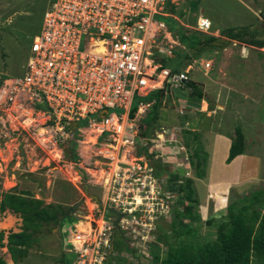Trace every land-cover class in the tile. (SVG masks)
I'll use <instances>...</instances> for the list:
<instances>
[{
  "label": "rangeland",
  "instance_id": "1",
  "mask_svg": "<svg viewBox=\"0 0 264 264\" xmlns=\"http://www.w3.org/2000/svg\"><path fill=\"white\" fill-rule=\"evenodd\" d=\"M51 1L0 0V77L2 80L23 75L32 43L41 30L45 10ZM173 3L174 11L171 12L170 4L168 10L176 19L172 16L165 18L168 30L165 36L158 41L159 49L164 52L158 55L166 59L171 67L177 65L181 69L189 70L190 80L197 84V90L205 92L207 98H212V100L209 99L210 104L213 101L224 103L225 110L221 111V107H218L222 113L221 120H223L221 131L235 135L237 127H240L246 139L245 154L260 157L262 174L256 177L253 174L249 175V179L244 182L245 184L249 183L250 187L243 190L245 192L235 188L236 186L231 187V198L256 189H264V46L257 47L236 40L230 41L221 35V31L228 27L249 26L253 28L258 26L263 30L261 37L264 38L262 22L264 0H175ZM201 14L212 21L213 26L208 32H201L196 28L197 20ZM178 27L182 28L184 33L179 32ZM194 34L201 38H204L205 35H212L218 39H225L228 44L223 48L203 45L202 53L196 56L195 50L181 41L183 35ZM217 44H221V41H218ZM211 60L214 61L212 68H204V64ZM184 89L186 93L190 92L187 87ZM163 90L165 92L160 107L163 119L158 118L160 127L155 128L154 131L151 128L147 129L151 132L150 135L149 132H146L145 135L155 140V143L149 140V144H147V150L152 151L147 154L148 158L158 159L159 162L165 163L167 154L162 148L163 145L165 148L175 146L178 151V146L183 143L184 132L187 133L189 129L175 130L181 143H178V140L170 143L164 142L162 128L177 126L183 116H190V114L186 111L185 102L179 101L185 98L184 93H180L181 90L173 85L167 86ZM155 95L157 94L155 93ZM188 96L191 97V94ZM137 100L139 98H136L134 102L136 103ZM148 109H150L149 106L146 111L141 112L140 116L145 117L149 112ZM31 116V114L26 115V112H20L14 123L21 130L23 126L28 128L31 125ZM193 133H195L194 136L188 134L190 138L185 141L189 143L188 148L181 149L182 151L177 154V160L166 162L168 169H156L155 171V174L157 171H160V174H156L159 183L152 193L154 197L152 201L155 202L153 225L146 227L140 233L139 230L130 233L133 231L134 225L126 223L128 235L125 237L123 236L125 233L121 234L120 232L122 227L119 218L122 216L116 219L115 225L118 230L115 234L116 240L121 238L132 245L127 248L131 251L124 250L126 248L121 249L120 252L117 250L120 255L128 253L124 256L127 257V264H160L155 260L153 253L159 252L161 257H166L171 246L178 247L185 240L190 242L193 239L196 243H203L216 238L217 228L214 225L206 224V221L221 219L227 214L226 208L229 204L227 198L224 199L225 203L222 206L218 205V201L214 199L215 202L212 206L210 205V214L208 213L209 208H206V215L202 212V202L185 201L184 205L188 204L196 208L201 217V220L189 223L196 230V235L193 237L189 235L187 238L182 236L185 240L178 241L173 233L174 211L172 209L174 207L183 208L178 202L181 196L174 191L173 186L185 184L184 181L187 177L192 178L191 175H186L189 169L188 162L196 164L205 158L202 161V168L205 170L203 178L208 177L209 156L204 150L205 141H202L200 132ZM196 133L199 134L198 143L194 140ZM79 139H83L85 142L70 144L69 149L64 147L62 159L55 158L54 146L50 142V137L45 140H31L29 145H26L23 139L1 143L0 201L3 192L9 190L29 191L36 198L43 199L46 204H61L65 209H68L67 214L70 215V219L67 217V220H74L73 216L77 212L88 214L91 209L96 207L103 210L105 190L101 182V175L97 173V169L102 165L99 161L102 159L96 157L95 154L99 152L100 148L105 149V144L102 141L94 144L96 135L89 133L80 136ZM160 144L161 146H158ZM196 148H198L199 157L196 155ZM130 153L133 157L134 151L131 150ZM69 154L72 155L69 156ZM153 161L149 162L151 166H153ZM241 168L242 165L233 168L235 175ZM193 183L196 185L195 180ZM204 192L198 194L196 190V197L200 198ZM81 200L83 203L78 207L76 213L71 214L70 209ZM205 200H207L206 195L204 196ZM218 209H221L220 212H217ZM127 218L129 219L130 216L128 215ZM22 224V218L19 215L9 210L0 211L1 230L9 231L15 228L19 230ZM61 226L60 222L57 225L44 226L36 235L37 240L29 250V256L15 264H62V258L69 253L64 250ZM113 248L118 249L114 245ZM0 255L10 259L6 247H0ZM66 262L75 264V256L68 255ZM119 262L120 256L118 257ZM11 264L14 263L11 261Z\"/></svg>",
  "mask_w": 264,
  "mask_h": 264
},
{
  "label": "built area",
  "instance_id": "2",
  "mask_svg": "<svg viewBox=\"0 0 264 264\" xmlns=\"http://www.w3.org/2000/svg\"><path fill=\"white\" fill-rule=\"evenodd\" d=\"M173 2L52 0L23 75L0 77V144L23 139L29 145L50 137L58 159L64 147L85 142L79 137L88 133L96 135L94 144H105L95 154L102 159L97 173L105 190L103 210L77 212L74 220L62 222L63 245L75 264H109L119 257L113 248L119 216L110 209L122 214L125 237L126 223L134 225L130 233H140L155 221L152 193L159 181L147 155L149 140H155L143 135L131 112L136 98L167 86L180 88L190 80L189 70L164 66L158 55L164 52L158 41L168 30L164 20L176 19L168 10ZM196 28L208 32L212 21L201 14ZM213 65L211 60L204 68ZM20 112L32 115L23 131L14 123ZM172 135L164 129V142ZM121 255L125 260L128 253Z\"/></svg>",
  "mask_w": 264,
  "mask_h": 264
},
{
  "label": "trees",
  "instance_id": "3",
  "mask_svg": "<svg viewBox=\"0 0 264 264\" xmlns=\"http://www.w3.org/2000/svg\"><path fill=\"white\" fill-rule=\"evenodd\" d=\"M174 6V4H170L171 12L174 11ZM262 15L264 24V11ZM181 29L178 27L179 32H182ZM262 31L258 26L253 28L249 26L228 27L221 31V35L227 37L230 41L236 40L249 45L263 47L264 38L261 37ZM181 41L189 48L194 49L196 56L202 53L203 45L223 48L228 44L225 39H218L212 35H205L204 38L195 34L183 35ZM218 41H221V44H217ZM163 64L164 66H169L166 59L163 60ZM172 68L174 70L181 69L177 65L172 66ZM189 82L191 84L190 88L193 90L192 94L195 92L197 99L202 100L204 93L201 90H197V84L194 81ZM185 87L187 86L185 85ZM163 89L139 98L134 104L132 115L135 114L141 101L148 103L155 98L151 111L144 120L148 129L152 128L158 121V110L161 107L165 92ZM194 140L198 143V136H195ZM245 141L244 132L240 127H237L236 134L232 138L227 163L232 162L238 155L246 152ZM71 155L69 154V156ZM196 155L199 157L198 148H196ZM204 159L199 160L196 164L192 163L196 168L197 177H203L205 174V170L202 168ZM157 174H160V171H157ZM175 178L177 179V176ZM184 183L179 186H173L174 191L180 194L181 197L178 202L183 206V208L174 207L172 209L174 211L172 219L173 233L178 241H182V236L187 238L189 235H191L190 237L196 235V230L189 223L201 220L196 208L188 204L184 205L185 201L199 202L196 197L193 179L186 178ZM6 210L19 215L23 222L21 231H9L7 245L4 243L6 233L4 230H0V247H8L15 263H19L28 256L29 250L37 240L36 235L44 226L57 225L61 219L62 222L68 218L70 219V215L67 214L68 209H65L61 204H46L43 199L36 198L29 191L16 192L11 190L3 192L0 201V211L5 212ZM206 224L214 225L217 228V236L214 240L196 243L193 239L190 242H186L183 239L185 242L182 245L178 247L171 246L168 249L166 257H161L159 252L153 253L155 260L159 261L160 264H264V189H256L234 198L230 196L227 214L221 219H209ZM114 246L118 248L115 250L119 252L123 248L131 251L127 249L129 244L121 238L114 242ZM68 255L62 258V264H67L66 258ZM119 256V263L118 257H115V262L111 263L110 261L109 264H127V259L124 260L120 254ZM0 264H8L1 255Z\"/></svg>",
  "mask_w": 264,
  "mask_h": 264
},
{
  "label": "crops",
  "instance_id": "4",
  "mask_svg": "<svg viewBox=\"0 0 264 264\" xmlns=\"http://www.w3.org/2000/svg\"><path fill=\"white\" fill-rule=\"evenodd\" d=\"M186 86H187V89H190L189 93H186V90L184 89L185 86L183 88H178L179 90H181L180 93H184V96H185V98L182 99L184 101L182 100H179V101L185 102V106L187 107L186 111L189 112L190 116H183L182 121H180L177 126L174 125V126H171L169 128H164V129H166L167 132L168 130L171 131L173 134L172 140L167 141L170 143H172L174 140H178V143L180 142L178 139V134L175 130H178L179 128H183V129H189V131L187 133L184 132V137L182 138L183 143L180 142L181 145L178 146L179 147L178 151H176L177 149H175L176 148L175 146H172V147L170 146L168 148H165L163 145L162 148H164L163 150L167 154V158H165L166 160H164L165 163L159 162L158 159H151V160H154L153 164L156 167V169L158 170L168 169L169 167L167 163L169 162V160L176 161L178 157L177 154L181 152L182 150L186 149V147L188 148L189 143L185 142V141H188L190 138V136L188 137V134H192L194 136L195 133L193 132H200V137H202V141H205L204 150L208 153V156H209V171L207 172L208 177H206L205 179L203 178L204 176L197 177L196 168L192 165L191 162H188V166L190 170L189 169L187 170L186 175L187 174L191 175L192 179L195 180L196 185L195 184L194 185H195V188L198 194L205 191L203 195H200V198L198 197V200H199V203L202 202V205H203L202 212L206 215L207 213L206 208H209L208 213L210 214V205L212 206L213 202H215L214 199L218 201V205L221 204L222 206L225 203V200H224L225 198H227L229 201V197L231 194L230 193L231 187L236 186L235 188L241 190L242 192H245L243 190H246L250 186H248L249 183L245 184L244 181H246V179H249V175L251 174H253L255 177L257 175L262 174L263 168H262V164L260 163V159H259L260 157L255 156V155H248L245 153L238 155L232 162L227 163V158L230 153L232 138L234 135H232L231 133H224L223 131H221L222 126H223V120H221L222 118L220 115L222 113L219 111V108H218V107H221V111H223L226 109V106L224 105V103H218V102L215 103L214 101L212 102V104H210L211 102L209 99L212 100V98L211 97L207 98L205 96V92L203 91L202 92L204 93V98L202 100H198L197 95L192 94L193 90L190 88L191 87L190 82H187ZM190 94H191V97L188 96ZM198 101H201V102H198ZM154 102H155V98L149 101L148 103L145 102V105L141 107L139 104V107L137 109L139 111L136 110L134 115H132L133 110L131 112V115L133 117L136 116V118L141 122L142 127L144 129V133L149 132V135H150L151 130H147L148 127L146 123L144 122L147 115L143 117V116H140V114H142L141 112L143 110L146 111L148 106L150 108L148 109V111L150 112ZM134 104H133V107H134ZM212 105H215V106H212ZM158 115L161 116V117H158L160 120L163 119L160 109L158 110ZM158 121L156 124H154L155 126L154 125L152 126L151 128L152 131H154L156 127H160L158 125ZM190 130L193 132H191ZM152 134L154 136V133ZM196 136L199 137V134L196 133ZM169 137L171 136H167L168 139ZM148 139H151V138H148ZM237 165H242V168L238 171L237 175H235L233 168H236ZM187 178H190V177H187ZM75 179H78V178H75ZM205 195L207 196V200L204 201ZM220 210L221 209H218L217 212H220ZM211 214H213L212 211H211ZM61 223H62V220H61ZM21 230H22L21 228H19V230L15 228L13 231L19 232ZM61 230H62V227H61ZM9 231H5L6 232L5 239H4L5 245H7V242H8L7 235ZM3 247H6L8 250L7 246H3ZM64 250L71 255V252L65 249V247H64ZM8 253H9L10 259H6L4 257L3 258L6 260L8 264H11V261L15 264V262L12 260V256L9 250H8Z\"/></svg>",
  "mask_w": 264,
  "mask_h": 264
},
{
  "label": "water",
  "instance_id": "5",
  "mask_svg": "<svg viewBox=\"0 0 264 264\" xmlns=\"http://www.w3.org/2000/svg\"><path fill=\"white\" fill-rule=\"evenodd\" d=\"M97 199H98V198H97ZM82 203H83V200H81V201H79L78 203H76L75 205H73V207L70 209V213H71V214H75L76 211H77V209H78V207H79ZM110 211H111V213L116 214V215H118L119 217L122 216V214L119 213L118 211H116L115 209H110ZM60 223H61V221H60Z\"/></svg>",
  "mask_w": 264,
  "mask_h": 264
},
{
  "label": "clouds",
  "instance_id": "6",
  "mask_svg": "<svg viewBox=\"0 0 264 264\" xmlns=\"http://www.w3.org/2000/svg\"><path fill=\"white\" fill-rule=\"evenodd\" d=\"M189 81H190V80H189ZM189 81H188V82H189ZM165 88H166V87H165ZM145 97H146V96H145ZM144 103H145V102H144ZM137 111H138V110H137ZM143 111H145V110H143ZM143 111H142V112H143ZM162 129L164 130V128H162ZM143 135H144V133H143ZM144 136H145V135H144ZM147 138H148V137H147ZM149 159L151 160V158H149ZM153 166H154V164H153ZM154 168H155V171H156V167H155V166H154ZM157 170H158V169H157ZM156 174H157V172H156ZM71 255H72V254H71Z\"/></svg>",
  "mask_w": 264,
  "mask_h": 264
},
{
  "label": "bare ground",
  "instance_id": "7",
  "mask_svg": "<svg viewBox=\"0 0 264 264\" xmlns=\"http://www.w3.org/2000/svg\"><path fill=\"white\" fill-rule=\"evenodd\" d=\"M169 36V35H168ZM170 37V36H169ZM10 227V226H9Z\"/></svg>",
  "mask_w": 264,
  "mask_h": 264
}]
</instances>
